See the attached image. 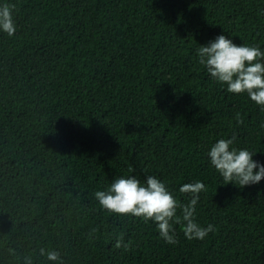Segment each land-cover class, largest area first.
I'll return each instance as SVG.
<instances>
[{
	"label": "trees",
	"instance_id": "trees-1",
	"mask_svg": "<svg viewBox=\"0 0 264 264\" xmlns=\"http://www.w3.org/2000/svg\"><path fill=\"white\" fill-rule=\"evenodd\" d=\"M9 2L0 264H53L41 247L64 264H264V179L223 184L206 155L233 136L264 162V107L226 91L196 52L221 33L264 50V0ZM121 175L157 176L181 203L180 185L203 181L195 219L215 230L188 240L172 221L169 244L151 220L101 208L93 193Z\"/></svg>",
	"mask_w": 264,
	"mask_h": 264
},
{
	"label": "clouds",
	"instance_id": "clouds-1",
	"mask_svg": "<svg viewBox=\"0 0 264 264\" xmlns=\"http://www.w3.org/2000/svg\"><path fill=\"white\" fill-rule=\"evenodd\" d=\"M14 9L15 5L9 0H0V32L9 36L16 30ZM196 52L199 64L210 78L225 85L226 91L246 93L256 105L264 107V50L260 46L237 44L230 36L221 33L200 44ZM234 139L229 136L215 140L206 151L208 162L223 179V184L237 182L241 187L259 184L264 179V162L253 158L254 151L236 147ZM204 189L201 180L181 184L179 191L191 194L186 203H181L157 176L147 175L140 180L135 175H121L114 177L106 188L96 190L93 195L100 207L109 212L151 220L159 236L166 243L174 244L176 239L172 221H183L181 227L188 240L203 239L215 230L212 223L205 226L195 219V205ZM116 246H121V240L116 241ZM124 247H127L126 243ZM39 253L53 264H64L58 250L41 247ZM23 264H33L32 257L25 256Z\"/></svg>",
	"mask_w": 264,
	"mask_h": 264
}]
</instances>
